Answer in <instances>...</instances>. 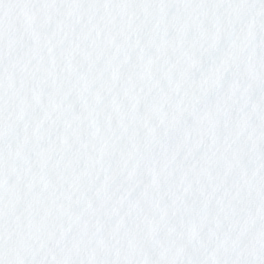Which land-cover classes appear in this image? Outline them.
<instances>
[{"label":"snow or ice","instance_id":"1","mask_svg":"<svg viewBox=\"0 0 264 264\" xmlns=\"http://www.w3.org/2000/svg\"><path fill=\"white\" fill-rule=\"evenodd\" d=\"M0 264H264V0H0Z\"/></svg>","mask_w":264,"mask_h":264}]
</instances>
